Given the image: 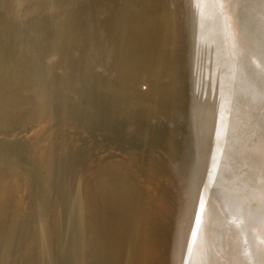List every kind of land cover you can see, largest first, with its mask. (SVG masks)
I'll list each match as a JSON object with an SVG mask.
<instances>
[{"label": "bare ground", "instance_id": "6f19581e", "mask_svg": "<svg viewBox=\"0 0 264 264\" xmlns=\"http://www.w3.org/2000/svg\"><path fill=\"white\" fill-rule=\"evenodd\" d=\"M242 2L0 0V138L34 139L50 176L0 153V264H195L194 197L220 225L208 264H264V89L243 67L264 74V19Z\"/></svg>", "mask_w": 264, "mask_h": 264}, {"label": "rangeland", "instance_id": "374dc122", "mask_svg": "<svg viewBox=\"0 0 264 264\" xmlns=\"http://www.w3.org/2000/svg\"><path fill=\"white\" fill-rule=\"evenodd\" d=\"M241 10H242V14H244L246 16V18H250L254 15H258L260 18L264 19V1L263 0H243V2L241 3ZM1 36H0V43H1ZM245 43L247 44L248 48L253 49V48H257L258 45V41L257 39L253 36V34H248L247 36H245ZM264 50V48H263ZM180 54L183 55L184 53L180 51ZM243 67H244V72H246L250 77L251 83L255 86H258L260 88L264 89V74L259 75L257 72L252 71L249 67V64L244 61L243 62ZM3 71L0 68V85H1V81L3 79ZM264 101L263 104H258L257 102H253V104H251L250 107V111L248 115L250 117V123L252 125H254L253 129H255V127L260 128L262 131H264ZM258 106V107H257ZM262 111V112H261ZM176 128L174 127V130H172V132L175 133L178 132L177 130H175ZM76 131V130H74ZM171 132V133H172ZM172 133V134H173ZM5 138H0V153H3L7 156H9L10 158H12L14 156V158H12V160L17 163L20 167L27 169V170H32L36 173L37 178L39 179V186L40 189L46 190V188L49 190V185H50V181H49V169L48 167H42L40 165V163L35 159V141L32 138H19V137H15L12 141H8V143L5 142ZM17 140V141H16ZM91 140V141H90ZM19 141H24L26 143H24V145H19L17 144V142ZM87 141V145L90 148V150L84 154H82V157L78 154L79 151L78 150H71L67 153H65L64 155V159L67 161V165L72 166V167H80L83 164H85V160L89 159L90 157H92V155L97 154V152L99 151L100 147H99V143H97L95 140L93 139H86ZM89 141V142H88ZM95 141V142H94ZM91 142V143H90ZM91 145V146H90ZM94 145V146H93ZM55 147H58V144H56ZM95 149H93V148ZM8 148V149H7ZM26 148V149H25ZM16 149V151H15ZM50 146L47 145L46 150L49 151ZM26 150V151H24ZM7 151V152H5ZM26 152V153H25ZM77 152V153H76ZM90 152V153H89ZM93 153V154H92ZM77 154V156H76ZM75 155V156H74ZM88 155V156H86ZM91 155V156H90ZM71 156V157H70ZM73 156V157H72ZM86 158H85V157ZM28 157V158H27ZM18 160V161H15ZM21 159V160H19ZM24 159V160H23ZM78 159V160H77ZM82 159V161H81ZM84 159V160H83ZM31 160V161H30ZM74 160V161H73ZM78 162H77V161ZM80 160V161H79ZM155 159L151 158L150 162L155 163L154 161ZM27 161V162H26ZM84 161V162H83ZM69 162V163H68ZM71 162V163H70ZM77 162V163H76ZM79 162H83L81 163V165L79 164ZM38 163V164H37ZM28 166H27V165ZM32 164V165H31ZM77 164V165H75ZM156 164V163H155ZM26 165V166H25ZM39 165V166H38ZM25 166V167H24ZM166 166V165H165ZM37 168V169H36ZM45 170L46 173H43V169ZM158 168V167H157ZM160 168V167H159ZM37 170V171H35ZM42 171V172H41ZM40 175V176H39ZM43 176V177H42ZM47 177L46 181L45 178ZM44 179V180H43ZM44 182V183H43ZM46 182V183H45ZM42 183V184H41ZM48 183V184H47ZM46 184V185H45ZM182 184V185H181ZM179 183L180 186H178V188H181L183 186V183ZM46 187H45V186ZM184 188V187H182ZM181 188V190H182ZM180 190V189H179ZM186 190V188H185ZM47 191V190H46ZM71 191V192H70ZM63 197L66 200L67 204L71 207L72 205H76L75 203H77L76 198H73V190L71 188L66 187L63 190ZM68 193V194H67ZM69 195V196H68ZM71 195V196H70ZM193 196V195H192ZM192 198V197H191ZM74 199V200H73ZM191 200V199H190ZM201 198H192V203L191 206L188 209V212L186 213V215L183 216V220H182V228L185 231L186 237L188 239H186L187 242V247L188 249L190 248V250H188L189 254L191 256H193V260L195 261V264H208V254H207V249H208V240H209V233L211 230L213 229H219L220 225H219V221L216 220L215 218H213L212 212L209 209V207L206 206V204L204 202L201 203ZM205 204V205H204ZM205 206V207H204ZM206 209V210H205ZM198 211V212H197ZM192 215V217L190 216V214ZM189 217V218H188ZM195 217V218H194ZM201 217V218H200ZM205 217V218H204ZM210 217V218H209ZM200 218V219H199ZM186 219V220H185ZM196 219V221H195ZM210 219V220H209ZM212 219V220H211ZM188 220V221H187ZM190 220V221H189ZM193 220V221H192ZM187 221V222H186ZM204 221V222H203ZM189 222V223H188ZM191 222V223H190ZM200 222V223H199ZM199 223V225L197 224ZM188 224V225H187ZM197 224V225H196ZM211 224V225H210ZM186 225L188 226L186 228ZM192 226V227H191ZM196 228H195V227ZM147 227V225H145V228ZM193 230H192V229ZM199 228V229H198ZM182 229V230H183ZM197 229V230H196ZM188 230V231H187ZM188 233H187V232ZM194 234V235H193ZM190 237H189V236ZM192 236H194L192 238ZM190 241V242H189ZM192 241V242H191ZM194 241V242H193ZM197 242V243H196ZM190 243V244H189ZM194 244V245H193ZM191 245V246H190ZM193 245V246H192ZM198 245V246H197ZM202 246V247H201ZM198 247V248H197ZM196 248V249H195ZM194 249V250H193ZM206 250V252H205ZM194 251V252H193ZM196 251V252H195ZM200 252V253H199ZM203 252V253H202ZM202 253V254H201ZM201 254V255H200ZM204 254V255H203ZM197 255V256H196ZM199 255V256H198ZM199 257V258H198ZM197 259V260H196ZM200 259V260H199ZM202 260V261H201ZM126 261L132 263L133 259L132 257H128L126 259ZM198 261V263H197ZM212 261H214L212 259ZM205 262V263H204Z\"/></svg>", "mask_w": 264, "mask_h": 264}, {"label": "water", "instance_id": "95a60500", "mask_svg": "<svg viewBox=\"0 0 264 264\" xmlns=\"http://www.w3.org/2000/svg\"><path fill=\"white\" fill-rule=\"evenodd\" d=\"M128 126H130V125H126L123 128V132H125V135L124 136H127L128 134L132 133L135 130L134 128H131V127H128ZM105 139H109V142H113V143H117L119 141H123V138L122 137H118V138L111 139L110 137L107 136V137H105ZM148 139H149V135H146L144 141H148ZM5 142L8 143V140H5ZM24 143H26V142H24V141L23 142L22 141L17 142V144H19V145H24ZM142 146H143L142 144H141V147L138 146L139 149H143ZM145 149H149V147L147 146ZM24 151H26V150H24ZM43 173H45V170L44 169H43ZM46 190H47V188H46ZM49 209H50V207H48V210ZM46 210H47V207H45V211Z\"/></svg>", "mask_w": 264, "mask_h": 264}]
</instances>
